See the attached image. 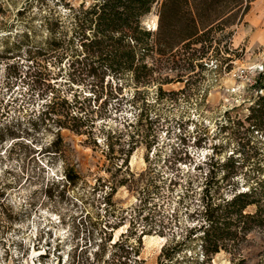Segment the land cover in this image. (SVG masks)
Instances as JSON below:
<instances>
[{"label": "rangeland", "instance_id": "obj_1", "mask_svg": "<svg viewBox=\"0 0 264 264\" xmlns=\"http://www.w3.org/2000/svg\"><path fill=\"white\" fill-rule=\"evenodd\" d=\"M93 1L0 0V264H264V228L225 207L252 191L241 215L264 217V124L247 119L264 99V0H156L150 43L157 27L204 35L147 55L138 79L84 58L74 16Z\"/></svg>", "mask_w": 264, "mask_h": 264}, {"label": "trees", "instance_id": "obj_2", "mask_svg": "<svg viewBox=\"0 0 264 264\" xmlns=\"http://www.w3.org/2000/svg\"><path fill=\"white\" fill-rule=\"evenodd\" d=\"M186 3L187 0H164L162 10L170 9L177 13V9L185 6ZM155 4L156 0H94L86 9L81 10L80 15L74 16L75 30H73V37L80 44L85 54L84 58L90 57L94 62L101 63L106 70L111 72L118 73L120 69L132 71L136 73L135 78L138 79L144 74L139 76L136 71L145 69L144 59L147 55L150 58L154 55L163 56L164 51H171L177 46L188 49L189 46L201 42V36L204 34L198 35L196 30L172 35L166 41H162L160 28L157 27L154 33L155 40L150 43L149 38L152 31L142 26V19L150 14ZM229 4L227 3V6ZM197 6L206 10L211 6V1L200 0ZM229 9L232 10L233 8ZM160 17L161 12L158 13V21ZM193 22V18L190 17L189 23L192 25ZM208 49L209 46L201 49L200 53L205 54ZM212 52H214V56L217 54L216 49H212ZM194 58V54H188L181 60L185 64L191 65V62L195 60ZM249 112L247 119L252 120L253 124L251 126L254 128L262 126L264 124V99L258 97L253 105L249 107ZM70 120L80 122V119L72 116H70ZM206 165L212 170L213 166H216V162L209 161ZM248 192L234 195L229 201L225 202V207H235L240 218L245 221H253L256 226L264 228V217H260V205H256L254 214L241 215V211L246 206L254 204V201L249 200L252 191ZM207 194L208 191L205 187L202 197L204 200L203 219L206 222L202 226L207 225L203 234L205 235L204 251L205 253L215 254L218 250L216 243L218 238L213 236V239L210 240L207 234L215 224L212 216L213 210L210 209ZM243 230H246V227ZM168 258L169 256L166 257V259Z\"/></svg>", "mask_w": 264, "mask_h": 264}, {"label": "bare ground", "instance_id": "obj_3", "mask_svg": "<svg viewBox=\"0 0 264 264\" xmlns=\"http://www.w3.org/2000/svg\"><path fill=\"white\" fill-rule=\"evenodd\" d=\"M148 29L151 31H153L155 29V20H153L152 23L148 26Z\"/></svg>", "mask_w": 264, "mask_h": 264}, {"label": "clouds", "instance_id": "obj_4", "mask_svg": "<svg viewBox=\"0 0 264 264\" xmlns=\"http://www.w3.org/2000/svg\"><path fill=\"white\" fill-rule=\"evenodd\" d=\"M228 198L231 199V196H229Z\"/></svg>", "mask_w": 264, "mask_h": 264}]
</instances>
